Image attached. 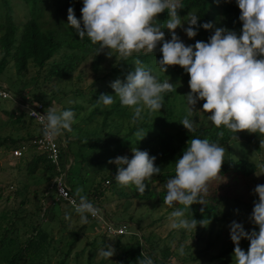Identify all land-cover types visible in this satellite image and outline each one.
I'll return each instance as SVG.
<instances>
[{"label": "trees", "instance_id": "16d2710c", "mask_svg": "<svg viewBox=\"0 0 264 264\" xmlns=\"http://www.w3.org/2000/svg\"><path fill=\"white\" fill-rule=\"evenodd\" d=\"M20 1L27 11L26 18L23 21L15 20L10 0H0V75L10 65L16 75L24 76L31 63L37 69V76H39L40 72H43L42 85L53 79L55 80L54 83L67 79L70 83L69 85H64L62 89H57L55 87L56 84H53L48 90H43L41 86H37L36 78L33 84L41 90L32 95L33 97L30 99L29 97H24L23 92L20 93L21 96L17 93L20 91L18 86L22 83L21 80L13 81V87L16 94H18L17 96L29 104L39 102L35 100L37 94H47L48 99L45 102H41L46 109L53 107L55 101L57 103L61 102L62 98L71 96L70 99L75 100L78 97V101H70L67 106L64 105L61 109L74 111L75 119L80 116L81 122H78L79 125L94 124L93 131L87 132L84 137L73 135V133L71 134V132L67 131L63 132L66 142L65 146L62 145L60 136L55 138L60 143V146L62 145L60 147L59 171L58 167L52 164L46 155L38 151L36 146L31 143L43 134L40 125L36 123L38 131L33 132L29 129V125L35 121L30 118L33 122L28 121L29 123H25L23 117H28V115L24 109L19 108L17 111L16 109L7 111L0 108V113L6 112L10 115L12 125L15 128L19 127L20 131H24V135L18 133L15 135L16 132H10L5 135L0 139V148L5 146L10 151L11 161L12 159H16V164H18L19 160L28 175H34L38 171L50 172L51 176L46 180L51 182L56 174H59L62 170L65 171V164H67L68 156H70L71 152L70 143L75 142V145L80 148L78 162H85V164L100 162L102 165L101 167L97 166V170L94 171L99 180H94L89 190L83 191L82 195H86L90 202L99 206L106 218L105 211L101 207L104 202L109 201V195H106L105 188H110V191L116 194H123L125 196L124 203L130 202V198L144 201L151 200L155 197V193L150 190L152 184L155 182L161 184L167 183L168 179L175 176V162L182 157L192 138H207L210 142L218 143L222 147L233 140L234 133L223 126L217 128L209 120L210 113L202 111V106L205 102L203 100L197 101L193 108L194 112L189 117L194 122V132H189L180 123L183 115L179 117L180 122L178 126H175L169 117L167 100H164L163 106L165 107L162 106L159 111L152 112L145 108L141 113L143 120L138 121L136 124L131 123L133 109L122 106L118 97H114L115 102L110 106L97 105V100L102 94L115 96L114 89L110 87L109 80L114 82L119 79L121 82H125L127 75L135 70L134 61L136 59H139L144 66L149 68L152 62L162 59L160 49L156 48L153 53L144 50L140 53H133L127 59L119 56L115 65L102 66L104 55L108 49H104L98 53L99 44H92L87 36L83 39L79 38L76 30L67 21V10L69 7L74 9L77 19L82 18L81 9L83 7V0ZM181 3L183 8L178 9V15H180L181 19H187L188 14L191 12L196 13L198 16V25H203L207 22H211L213 25L211 29L193 26L197 30V35L193 37L194 45L197 41L208 42L217 28L232 30L238 35L242 32L243 23L239 19L241 11L237 0H181ZM169 18L168 12L164 11L158 14L155 23H158L164 29V32H167L169 29L166 28V22ZM88 62L92 73V80L84 88L77 83L71 84L74 76L77 77L76 80H82L84 68L80 69V66H84ZM168 68L171 71H175L180 66H168ZM158 80L163 82L162 78ZM25 82H23V85H25ZM66 88L68 89L66 90ZM21 90L23 91V89ZM8 91L11 93L9 89ZM165 99H167L166 94ZM83 110H90V113L87 116H82L80 113ZM78 124L74 123L72 125L73 131ZM109 126H112V128L108 131L106 128ZM139 129H143L146 136L138 141L134 133ZM220 131L224 132L223 137L217 135ZM236 136L237 139H242L245 145H252L258 150L262 147L261 140H264V135H260L259 133L248 134L242 131L236 133ZM22 145H26V150L23 151L20 157H14L12 155L13 149L20 148ZM143 147L148 148L150 156L156 157L154 163L160 167L161 173L154 175L151 180L145 181L147 187L145 193L141 195L134 185L124 187L116 182L114 177L117 172V166L109 163V160H113L119 153L132 152V148L142 150ZM86 148H90L91 151H98L99 153L87 160L83 152ZM131 154L128 156L129 159L133 156V152ZM256 171V163L247 158L234 159L224 156V163L219 177L231 175V178H235L236 176L247 178L253 176ZM70 172V168L69 170L66 169V181L69 186ZM105 181H108L106 185ZM49 186L52 189L51 183ZM71 192L75 196V191L72 188ZM44 196H42V201H44L41 204L42 207H46L47 205ZM164 198H161L163 200V203H161L166 205ZM203 199L204 204L195 203L191 205L184 217L188 220L192 218L197 221L209 220L207 226L197 224L196 232L193 234L199 240L203 239V237L198 232L201 231L202 233V230L210 228L208 231L209 236L214 232V224L226 223L230 216L226 213L230 212L233 206L238 209L237 214H239V210L241 212L249 210L253 213L254 202L259 201L258 196L250 197L249 201L235 197L232 201L228 200L227 212L223 214V209H220L225 201L223 197L216 198L215 193H207L203 195ZM26 201H28V198L24 193L23 198L19 202L20 207L18 210H15L16 213L13 221L6 223L7 225L3 229V232L0 233V264H68L72 258L80 264V257L84 249L82 248L79 251L74 250L83 239V234L89 225H93L95 230H99L101 226L97 222V219L91 218L88 215L89 223H77L79 214L64 201L54 203L53 197L52 204L59 206L58 213L53 214L55 216L53 218L57 219L59 224L55 234L54 226H43L42 222L38 218H35L36 213H31L29 219L25 217L26 215H20L25 210L23 206ZM125 206L127 210V204ZM174 206L170 207V209L172 208L171 211L184 207L179 204H174ZM65 213H69L71 218L65 219ZM163 218L165 217H160L159 220ZM106 220L112 222L115 227L120 225L126 226L127 233L113 235L115 237L113 243L115 254L110 258H114L116 264H138V260L143 259L144 256L151 257L156 264H164L175 259L176 255L173 250L164 245L160 247L158 240L154 239L152 235L153 227L151 226L156 222L151 221L144 227H141L140 235H138L135 232L129 233L127 229L129 226L125 223H115L109 218H106ZM199 228L200 230H198ZM144 230L147 232H144ZM186 231V229H181V238L187 236ZM101 235L104 237L102 244L106 246L107 244L104 239L110 238L111 235H108L105 231H101ZM120 237H126L125 241L123 242ZM143 237L148 241L147 248H145L143 241L141 242V238ZM216 237L218 238V233ZM215 240L207 238L204 248L196 249L194 251L196 256H191V260L194 262L202 261L209 250L215 247L217 242ZM232 250L233 248L230 246V248L208 257V260L220 262ZM142 252L143 255H141ZM94 256L95 254L91 251L86 259V264H95ZM110 258L101 259L97 264H104V260L107 261Z\"/></svg>", "mask_w": 264, "mask_h": 264}, {"label": "clouds", "instance_id": "9594fccd", "mask_svg": "<svg viewBox=\"0 0 264 264\" xmlns=\"http://www.w3.org/2000/svg\"><path fill=\"white\" fill-rule=\"evenodd\" d=\"M241 11L239 17L243 23L241 34L225 28H217L208 42L197 41L195 45L186 46L175 34L182 26L178 9L183 8L181 0H83L82 18L77 19L74 9L67 10V21L83 39L87 36L92 44H99L98 53L108 49V56L115 51L127 59L133 53L146 50L153 53L163 41L162 59L157 61L161 70L166 72L168 66H180L190 76V93L186 94L189 108L187 115L180 122L189 132H194V122L189 119L198 100L205 101L202 111L210 113L209 120L217 127L236 133L247 131L264 135V0H237ZM167 11L169 19L166 28L172 31L170 41H165V33L155 23L160 13ZM196 13H189L188 27L184 29L189 38L197 35L193 26L204 29L213 27L211 22L198 25ZM135 70L130 72L125 82L119 79L110 84L115 96L102 94L97 105H112L118 97L122 106L133 109L131 123L143 120L141 113L145 108L159 111L164 105L165 94L176 91L169 80L160 82L139 59L134 61ZM42 125L45 139L52 141L64 131L73 132L76 123L72 110L57 111L49 108L41 115L31 111ZM134 135L142 140L146 133L137 130ZM219 137L224 132L217 133ZM264 146V140H261ZM226 149L209 139L192 138L186 150L175 162V176L166 183L167 194L164 203L169 207L183 205L170 214L171 227L174 229L195 230L197 224L207 226L209 220L197 221L185 219V213L195 203L204 204L203 195L208 192L209 182L221 173ZM133 156H118L109 163L117 166L115 180L120 186L134 185L139 194L146 190L145 181L160 174V167L155 165V156L148 151L132 148ZM83 188L75 190V199L71 201L75 212L80 216V223H89L88 214L98 217L100 209L82 195ZM254 193L259 201L254 202L251 220L258 225V233L246 232L243 225L232 221L230 238L235 245V264H264V185H257ZM65 213V219H70ZM241 239L250 241L247 252L241 249ZM181 256L185 255L184 246L179 248ZM115 254L111 245L101 249L99 255L110 258ZM143 255V252L142 254ZM138 264H154L149 256L138 260Z\"/></svg>", "mask_w": 264, "mask_h": 264}, {"label": "rangeland", "instance_id": "374dc122", "mask_svg": "<svg viewBox=\"0 0 264 264\" xmlns=\"http://www.w3.org/2000/svg\"><path fill=\"white\" fill-rule=\"evenodd\" d=\"M13 11H14V18L16 21H23L26 18L27 11L24 7L23 3L20 0H10ZM189 25L187 21L182 18V26L178 27L175 30V34L180 38L181 42H183L186 46L193 45V37L189 38L184 31L185 28H187ZM164 32V29H161ZM165 33V41H170L172 37V31L168 30ZM163 41L157 45L158 49L162 48ZM109 51V50H108ZM108 51L105 53L102 66H109V65H115L118 61L119 54L115 51H111V56H108ZM146 51V50H144ZM84 68V72L82 74V80L78 81L76 80V76H74L72 83H77L79 86L81 85L82 88L86 86L88 82L92 80V73L89 68V62L86 63L84 66L81 65V68ZM150 69H152L153 74L158 77V79L162 78V81L169 80L170 83L174 85L176 88V91H173L171 93H166L167 96V102H168V109H169V117L170 120L175 124V126H178L179 124V117L182 116L183 118L187 114V110L189 108V105L187 104V100L185 95L190 93L191 89L189 87V80L190 76L189 74L180 67L178 70L171 71L167 67V71L164 72L161 70L160 65L157 62H152L151 66H149ZM37 69L30 63L28 67V71L24 74V76L16 75L13 68L9 65L2 75H0V84L4 85L6 88H8L11 91L12 97L5 100H0V108L6 109L7 111H10L11 109H19L17 107L18 103L15 101V98L18 94H16V91L14 90L13 81L15 82L18 80H21L22 83L19 84L18 89L20 90V93H24V97L32 98L35 93L40 91V88L35 87L33 84L34 81L37 78V86H41L43 90H48L49 87L53 84H56L57 89H62L64 85H69L70 81L63 80L58 83H54V79L45 83V85H42V73L40 72L39 76H37ZM21 77V78H20ZM26 81V82H25ZM77 81V82H76ZM25 82V85H23ZM109 83L111 84V80H109ZM23 89V91L21 90ZM68 88H66L67 90ZM15 92V93H14ZM21 96V95H20ZM19 97V96H18ZM59 97V96H58ZM71 97V96H70ZM70 97L62 98L61 102L55 101L54 102V108L57 111H61V107L64 105H68V103L76 102L78 101V97L73 100ZM48 99V95L45 93H39L35 96V100L39 102H45ZM48 107L47 111L49 108ZM165 107V106H163ZM17 113V112H16ZM90 113V110H83L80 114L82 116H87V114ZM101 119V115L99 116ZM12 118L10 115H8L6 112L0 113V139H2L5 135L9 134L10 132L15 133V135L23 134L24 131H20L19 127L15 128L14 125H12L11 122ZM23 120L25 123L33 122L30 120V118L24 116ZM76 123L81 122L80 116L75 119ZM34 123V124H33ZM31 125H29V129L33 132L38 131V126L36 122H33ZM112 126H109L106 128V130H110ZM94 124L88 125V124H78L76 125L75 129L71 134L84 137L86 136L87 132L93 131ZM247 132V131H243ZM65 133V131H64ZM249 134V132H247ZM24 135V134H23ZM241 135V134H240ZM60 139L62 141V145L65 146L66 142L64 140V135L62 134L60 136ZM61 145V146H62ZM225 151L226 157H231L234 159H248L250 161H253L257 165V171L253 174L251 177L242 178V177H235L231 178V175L228 176H222L217 177L209 182L208 185V194L215 193L216 198L223 197L225 200L220 207V209H223V214L227 212V202L228 200L232 201L235 197H239L240 199H245L249 201V198L252 196H258V194L254 193V189L257 185H264V146L261 147V149H256V147L247 146L243 143L242 139H236L231 140L228 144L223 146ZM79 146L75 145V142L70 143V156H68L67 164L69 167L67 170H71L69 174V184L70 188H72L74 191L80 187L83 188V191H88L91 184L95 181L99 180V177L96 176V167H101L102 165L100 162L98 163H86L85 162H78L80 157L79 156ZM81 151V150H80ZM141 151H148V148L143 147ZM9 150L5 148V146L0 148V233L3 232V229L7 225L6 223H9L13 221L16 213V209L20 207L19 202L23 198L24 193L26 197L28 198V201L24 204L25 210L20 213V215H26L25 217L29 219L31 217V213H36L35 218H38L40 222H42L43 226H54V233L56 234L57 228L59 227L57 219L53 218L55 217L53 214L58 213L59 206L52 204V199L54 195L52 194V189H50V181L46 180L48 177L51 176L50 172H42L38 171L34 175H28L26 170L24 169V166L21 162L18 160V164H16V159L11 161V156L9 154ZM30 152V151H28ZM85 157L87 160L89 158H92L93 156L97 155L98 151H91L90 148H86L83 150ZM82 152V154H83ZM131 151H126L124 153H119L116 155L113 160L118 156H129L132 155ZM78 157V158H77ZM132 158V157H131ZM130 158V159H131ZM106 164V162H105ZM114 164V163H113ZM115 165V164H114ZM116 166V165H115ZM49 188V190H47ZM106 189V195H109V201L104 202L101 206L102 209L105 211L106 218L112 219L115 223H125L129 227L128 232H135L140 235L141 227H144L151 221H153L155 224H153V236L154 239L158 240V243L160 247L167 246L171 250H173L174 254L176 255L175 259L171 262H166L164 264H235V258H234V248L235 245H233V242L230 238V227L232 221H236L237 223H240L243 225V228L246 232H251L255 230L257 233L259 231L258 225H255L252 220L251 216L252 213L248 211H242L239 210V214H237L236 208L234 206L231 208L230 212L226 213L229 216V219L226 221V223H216L214 224V232L208 236L207 230H202L198 232V234H201L203 239L199 240L196 238V236L193 234L196 232V230H187V236L185 238H181V229H174L171 227V219L170 214L173 212L171 211L170 207L168 205L162 204L163 200L161 198L165 197L167 194L166 189V183H159L155 182L152 184L150 190L155 193V197L151 200H137L136 198H130V202L124 203L123 194L121 193H115L111 192L110 188ZM124 189V188H123ZM126 189V188H125ZM35 191V193H33ZM83 193V192H82ZM45 195V202L46 205V211L43 210L42 203V196ZM162 202V203H161ZM214 202V201H211ZM127 204V210L126 205ZM125 206V207H124ZM175 207V206H173ZM126 210V211H124ZM226 210V211H225ZM20 211V209H19ZM169 211V212H168ZM165 217L162 220H159L160 217ZM105 218V219H106ZM106 221V220H105ZM97 222L100 224V222L97 220ZM77 223H80V216L77 217ZM97 223V224H98ZM155 226V227H154ZM213 228V226H212ZM200 230V228L198 229ZM23 231V230H22ZM100 231V232H98ZM101 231H103V228H99V230H95L93 225H89L87 230H85L83 234V239L78 243V246L75 248L74 251H79L82 248L84 249L83 254L80 257V264H86V259L88 255H90L91 251L95 254V264L98 263L101 259H107L104 257H101L99 255V252L101 249L105 248L106 246L102 244V239L104 238L101 235ZM144 232H147L144 230ZM218 233V238L216 237ZM126 238V237H125ZM124 237H120L123 242L125 241ZM215 240L216 245L213 247L209 252L206 254V256L203 258L200 262H194L191 260V256H196V253L194 252L196 249H202L204 248L206 244V239ZM117 239V237H116ZM141 242L143 241L145 248L148 247V241L145 237L141 238ZM105 243L107 245H111L114 247L113 243L115 240V237L111 235L109 238H105ZM247 239H241L240 241V247L245 252L248 251L250 247V241L246 242ZM183 245L185 249V255L181 256L179 253L180 246ZM187 245V246H186ZM189 245V246H188ZM232 246L233 250L230 254L226 256L223 260H220V262L216 261H209L208 257H211L212 255H215L216 253L228 249ZM74 254V253H73ZM160 256V255H159ZM104 264H116L114 258H110V260H104ZM68 264H79L76 262L73 258L69 261Z\"/></svg>", "mask_w": 264, "mask_h": 264}, {"label": "built area", "instance_id": "2783aa9c", "mask_svg": "<svg viewBox=\"0 0 264 264\" xmlns=\"http://www.w3.org/2000/svg\"><path fill=\"white\" fill-rule=\"evenodd\" d=\"M12 95L8 91V89L0 84V100L9 99ZM15 101L18 103V107L21 109H24L27 112V115L29 118H32L36 123H38L42 129V125L39 123V121L31 115V111H35L41 115L46 114L47 109L41 102H37L34 104H29L21 97L16 96ZM33 145L36 146V149L42 153H44L47 157V159L58 167V170L60 171V155H61V149H60V143L57 142V140L49 141L44 138L43 134L38 137L37 139L33 140L31 142ZM26 150V145H22L20 148L13 149L12 155L14 157H20L23 153V151ZM69 167L68 164H65V171L62 170L59 174H56L52 180H51V188L54 194V203L57 201H64L68 206H70L74 211L75 208L72 205L71 201L75 199L77 203H79V198L74 196L71 192V188L68 185L66 181V169ZM105 185L108 183V181L104 182ZM96 206V205H95ZM99 208V206H96ZM46 207H43V210H45ZM100 209V208H99ZM91 218L90 214H88ZM94 219H97L100 222L101 228H103V231H105L108 235H117V234H124L127 233L126 226L120 225L115 227V225L106 220L103 212L100 210V214L98 217H95ZM106 220V221H105ZM154 264H156L154 262Z\"/></svg>", "mask_w": 264, "mask_h": 264}]
</instances>
